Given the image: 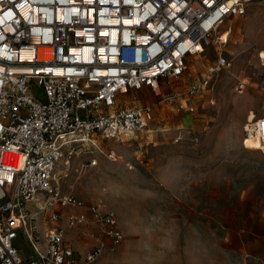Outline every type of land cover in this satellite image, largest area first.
Masks as SVG:
<instances>
[{
    "label": "built area",
    "instance_id": "built-area-1",
    "mask_svg": "<svg viewBox=\"0 0 264 264\" xmlns=\"http://www.w3.org/2000/svg\"><path fill=\"white\" fill-rule=\"evenodd\" d=\"M256 1L264 2L0 0V264H92L101 239L81 252L67 236L73 229L84 236L92 224L112 245L121 243L113 211L100 212L97 204L60 191L54 165L62 148L69 149L68 165L75 136L108 140L148 129L152 104L119 103L131 90L147 88L160 102L192 111L180 92L165 86L183 75L190 56L221 40L225 20L243 16ZM227 65L218 56L207 73ZM207 84L206 76L187 93ZM249 131L264 140V110ZM27 202L44 212L43 249ZM20 236L31 255L16 247Z\"/></svg>",
    "mask_w": 264,
    "mask_h": 264
},
{
    "label": "rangeland",
    "instance_id": "rangeland-1",
    "mask_svg": "<svg viewBox=\"0 0 264 264\" xmlns=\"http://www.w3.org/2000/svg\"><path fill=\"white\" fill-rule=\"evenodd\" d=\"M219 35L221 40L214 38L203 53L190 56L183 75L165 86V91L180 92L192 111L160 102L147 88L131 90L119 103L152 104L151 126L108 140L90 135L94 143H74L68 165L63 157L56 166L60 189L114 210L126 239L132 240L134 228L146 231L151 225L152 233L171 231L178 241L182 221L196 227L197 210L205 211V230L236 235L246 226L238 222L240 209L263 214L264 152L245 135L264 110V65L257 56L264 49V2L250 3L243 16L225 20ZM218 56L229 65L208 75ZM206 76L205 87L187 93L189 84ZM111 152L114 158L109 159ZM91 159L96 165L82 167ZM247 193L249 198L253 194L254 207L239 199ZM253 230L264 232V223H254ZM19 239L20 252L31 255L29 243ZM260 245L254 253H260Z\"/></svg>",
    "mask_w": 264,
    "mask_h": 264
},
{
    "label": "crops",
    "instance_id": "crops-1",
    "mask_svg": "<svg viewBox=\"0 0 264 264\" xmlns=\"http://www.w3.org/2000/svg\"><path fill=\"white\" fill-rule=\"evenodd\" d=\"M83 164L91 166L87 163ZM60 191L84 199V196L75 194L72 190L60 189ZM246 191L249 190L245 189V193ZM250 194V198L247 193L244 198L240 196L239 199L243 200L244 203L249 200L252 201L254 207L256 202H254L253 194ZM85 200L97 204L100 212H114L105 204L97 203V199ZM26 206L30 211V216L35 217L36 225L39 226L40 223V242L38 246L43 249L47 224L41 217L42 211L35 210L33 202H27ZM78 210L85 211L83 208ZM195 213L196 227L193 229L189 222L182 221L178 241H173L171 231L168 233L165 230L164 235H158L156 232L152 233L151 225L146 231L134 228L132 240L126 239L124 234H127V232L122 228L118 218V227L123 235V239L118 245H112L109 238L101 234L98 224H92L89 227V232L84 236L80 235L76 229L70 230L67 236L74 247L81 252H84L98 237L101 239V253L92 264H264V245H262L264 243V232L258 233L253 230L254 223H264V211L263 214L257 215L253 211L246 214L240 209L238 222H243L246 226L242 233L237 232L236 235L233 231L221 233L215 230H205V211L197 210ZM248 224H251V226ZM18 239L19 237L15 242L16 247ZM259 243L262 250L260 253L259 251L254 253ZM29 247L31 249V246ZM20 253L22 256H26L24 253Z\"/></svg>",
    "mask_w": 264,
    "mask_h": 264
},
{
    "label": "bare ground",
    "instance_id": "bare-ground-1",
    "mask_svg": "<svg viewBox=\"0 0 264 264\" xmlns=\"http://www.w3.org/2000/svg\"><path fill=\"white\" fill-rule=\"evenodd\" d=\"M248 4H247V6H248ZM257 56H258L259 60L261 61V64L264 65V49L259 50ZM245 136L248 137V140H249V142L251 144L262 147V150L264 152V140L258 138V136L255 135L254 133H252L251 131H249L248 133H246ZM75 137H76V139L73 140V141H76V142H80V143L81 142H85V143L86 142H93L92 139H91V137H90V135L84 134V135H80L79 137H77V136H75ZM95 146H96V144H95ZM63 157L65 158V147L62 148L61 154L58 157L57 161L55 162L54 171L56 170V166L59 163L60 159H62ZM112 157L114 158V156H112Z\"/></svg>",
    "mask_w": 264,
    "mask_h": 264
}]
</instances>
